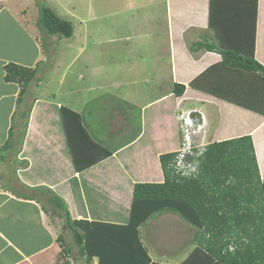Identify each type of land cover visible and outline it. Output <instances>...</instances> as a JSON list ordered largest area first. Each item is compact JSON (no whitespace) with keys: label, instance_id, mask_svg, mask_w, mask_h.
I'll use <instances>...</instances> for the list:
<instances>
[{"label":"crops","instance_id":"1","mask_svg":"<svg viewBox=\"0 0 264 264\" xmlns=\"http://www.w3.org/2000/svg\"><path fill=\"white\" fill-rule=\"evenodd\" d=\"M33 4L36 6L34 0ZM124 6L136 10L138 19L144 23L129 30L136 47L127 53L138 56L134 64L126 56L125 63L117 62L105 75L94 78V83L85 82L81 72L96 75L98 68L86 65L87 72L80 70L78 62L84 45L79 50L68 46L73 57L66 68L57 73L60 64L56 57L50 73L45 69L48 73H43L38 85L32 88L35 95L30 94L33 101L21 143L15 139L18 144L11 143L0 151V264L71 263L69 253L61 250L58 237L65 229L64 221L43 210L42 203L48 196L37 195L36 189L40 187L51 190L65 202L72 220L126 224L134 184L164 179L159 156L177 149V114L181 110L203 113L205 124L201 135L206 141L250 135L258 167L260 170L264 167V116L235 103L256 93L250 91L254 76L220 64L218 40L208 27V0H127ZM124 6L121 4L122 9ZM33 11L28 0H0V147L9 142L11 117L20 89L18 83L4 80V65L13 62L34 67L45 59L36 39L38 13L35 20L29 18L32 16L29 12ZM74 34L73 27L70 37ZM239 36L250 44L249 31L240 32ZM137 38L142 39L138 41L139 47L145 39L150 43L140 51ZM198 42L203 45L194 47ZM253 43L254 59L264 67V0H257ZM212 67L196 88L191 86ZM53 81L57 87L51 90ZM204 81L220 82L228 90L223 93L226 95L219 97L209 86L203 88ZM176 84L185 86L180 96L175 95ZM45 85L49 86L45 89ZM232 92L240 99L229 97ZM259 92L264 97L262 88ZM61 106L80 115L91 139L110 152L109 156L83 170L75 169ZM86 110L96 120L99 117L105 122L107 138L96 137L86 123ZM20 182L25 188H20ZM159 215L144 226L153 234L157 231L153 224ZM160 232V241L167 245L160 237L163 230ZM140 239L151 258L149 264L214 263V258L198 245L184 246L168 255L147 240L150 248L141 232ZM75 262L89 264L85 258ZM96 263L94 258L90 264Z\"/></svg>","mask_w":264,"mask_h":264},{"label":"trees","instance_id":"2","mask_svg":"<svg viewBox=\"0 0 264 264\" xmlns=\"http://www.w3.org/2000/svg\"><path fill=\"white\" fill-rule=\"evenodd\" d=\"M44 1L35 0L38 9L35 24L41 35L40 45L45 59L34 67L13 62L4 65V80L18 83L20 89L11 117L9 142L0 147V151L11 143L13 146L16 140L21 143L25 134L33 101L29 90L38 85L46 72L45 66L53 63L57 49L54 46L50 48L48 42L53 37L68 38L73 33L72 23L59 17ZM256 17L257 0H208V27L213 29L218 40L222 55L220 64L259 76L264 84V67L254 59ZM247 31L251 35L250 44L239 36L240 32ZM200 45L203 44H193L194 47ZM212 69L214 67L196 78L191 86L196 88L199 79ZM206 84L203 88L209 86L219 97L225 96L223 93L228 91L217 81ZM184 89V84L174 86L177 96ZM251 96L248 100L244 99L246 96L242 97L241 102L235 100V103L264 116V97L255 92ZM229 97L240 99L236 92ZM60 114L77 171L110 155L91 139L77 112L61 106ZM175 156L176 152L160 154L162 182L134 184L126 224L72 220L65 202L58 195L45 187L37 188L36 193L48 196L42 203L43 210L63 219L78 254L89 264L94 258H97L96 264H149L151 258L141 242L139 227L154 214L167 212L201 228L194 242L214 258L213 264H264V167L259 170L251 136L246 134L209 142L197 157L196 173L190 176L174 172L171 164ZM19 184L21 189L25 188L24 184ZM10 191L17 194L15 190ZM58 237L61 250L68 254L63 234Z\"/></svg>","mask_w":264,"mask_h":264},{"label":"rangeland","instance_id":"3","mask_svg":"<svg viewBox=\"0 0 264 264\" xmlns=\"http://www.w3.org/2000/svg\"><path fill=\"white\" fill-rule=\"evenodd\" d=\"M29 1L32 3V6L34 7V11L32 13L29 12L30 15H32L29 18L35 20L36 14L38 13L37 6H34L33 0H28V2ZM126 2L127 0H45L44 3L50 8L54 9L56 13L59 15V17L69 20L72 23L75 32V34L70 38H65V37H62L61 39H58L56 37H53L51 39L49 38L50 41L48 40L49 41L48 43L50 44L49 45L50 48H53L54 46L57 49L55 50V54L53 56L54 57L53 63L45 66L47 71L49 70L50 73V71L53 69V64L55 63L54 61L56 57H57V64H60L59 67L60 69L57 70V73L61 72L62 68L63 69L66 68L67 63L73 57L69 52L68 46L75 48L77 47L76 49L79 50L81 49L82 45H84V48L82 49V51L83 50L84 51L82 52L78 62V65H80L79 66L80 70H85L84 68H86V65L88 66L93 65L94 67L98 68L96 70L98 71L96 75H93L90 71L87 74L81 72V74L85 76L84 78L85 82L94 83L95 82L94 78H97L99 74L105 75L106 70H111L117 62L125 63L124 58L126 56L132 58L134 64L138 56L134 53H129V54L127 53V51H131L133 47H136L134 40L131 39L133 32L129 30L137 28L138 26H141L144 23L138 19L139 16L136 10L131 11L127 6H124ZM121 4L124 6L123 9L121 7ZM143 12L145 11L141 10V13ZM85 32H86L87 42L85 40ZM87 36H89V40ZM40 37L41 35L40 33H38L36 39L38 40L39 44L41 43ZM139 40L142 39L137 38L136 40L137 46ZM145 40L146 41H142L140 43V47L138 46L140 48V51L144 50L150 43L148 39ZM117 49H121V50L116 51ZM109 53L111 54L108 55ZM78 65H76V68L74 67L75 70L78 69ZM47 71L45 72V75L48 73ZM85 71L87 72V70ZM255 77H257L258 79L257 78L255 79ZM68 78L69 77H67L66 80H68ZM258 80H259V76H254V78L252 77L251 79L252 87L250 88L251 89L250 91H256L257 95L260 97L259 88H262L264 90V84L261 82L262 80L261 81L259 80L260 82L257 83ZM52 83L49 87V89L51 90L57 87L54 81ZM202 83L206 84L205 82ZM48 86L45 85V89ZM256 86H258L259 88ZM32 88H34V86L30 88L29 95L34 93L32 91ZM87 110L84 114L85 120L87 121L86 123H88L92 128V131L96 133L95 135L97 138H101V137L103 139L107 138L106 135L107 125L105 124V122H103V120H101L99 117L98 120H96L94 116L92 117V115H90V112ZM178 115L179 113L177 114V116ZM178 120H179V116H178ZM180 142H181V134L179 127V133L177 136V143H178L177 149L173 152H176L178 150ZM199 142L202 145H206L209 142H211V140L206 141L204 136L201 135ZM175 216L172 217L166 215V213H161L159 217L156 218V220L154 221L153 225L155 226L157 231H155L153 234L152 231L150 232L148 230L149 229L148 226L147 228H145L144 226L147 223H149V221H151L154 217H156V215L154 214L145 222V224L143 223L141 225L142 226L141 231L139 229V231L141 232V236L146 238L145 239L146 242L148 240L149 243H152V247H155V249H158V251L163 249L164 253L167 254L168 253L173 254L172 252L176 253V251L182 249L184 246L189 247L196 245V243L194 242L196 238L195 236H198V234L201 231V228H198L197 226L190 224L189 222L185 221L177 214ZM159 230L160 231L163 230V233L161 234L162 236L160 235V237H162L161 239L162 241L166 240L167 245L160 241V238L158 236L159 233L161 232ZM165 231H167V235H165ZM62 233L64 237L63 244L66 247H68L69 250V256L71 259L70 264H78L75 262L76 259L84 258V257L79 256L77 247L73 242L69 229L65 227ZM148 242L147 244L149 245ZM160 243L162 244L160 245ZM149 247L151 248L150 245ZM65 256L68 257L67 255ZM58 264H63V263H58Z\"/></svg>","mask_w":264,"mask_h":264},{"label":"built area","instance_id":"4","mask_svg":"<svg viewBox=\"0 0 264 264\" xmlns=\"http://www.w3.org/2000/svg\"><path fill=\"white\" fill-rule=\"evenodd\" d=\"M178 116L181 142L171 165L175 173L190 176L196 173L197 157L204 150L205 145L199 141L205 118L201 111L193 109L181 110Z\"/></svg>","mask_w":264,"mask_h":264}]
</instances>
